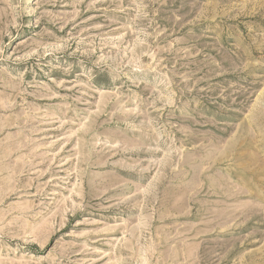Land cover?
Listing matches in <instances>:
<instances>
[{
    "label": "rangeland",
    "instance_id": "1",
    "mask_svg": "<svg viewBox=\"0 0 264 264\" xmlns=\"http://www.w3.org/2000/svg\"><path fill=\"white\" fill-rule=\"evenodd\" d=\"M0 264H264V0H0Z\"/></svg>",
    "mask_w": 264,
    "mask_h": 264
}]
</instances>
